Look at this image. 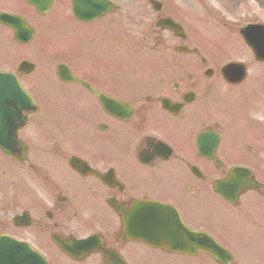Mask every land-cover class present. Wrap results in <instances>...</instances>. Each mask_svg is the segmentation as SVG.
Masks as SVG:
<instances>
[{
	"label": "flooded vegetation",
	"instance_id": "af4514ba",
	"mask_svg": "<svg viewBox=\"0 0 264 264\" xmlns=\"http://www.w3.org/2000/svg\"><path fill=\"white\" fill-rule=\"evenodd\" d=\"M104 1L117 8L90 23L101 22L106 29L118 27L119 22L124 27L131 23L139 28L138 44L152 43L159 56L154 80L145 79L144 74L135 76L134 70L108 69L102 59L105 69L96 68L87 83L133 109L129 117L116 119L101 109L94 95L85 92L94 107L92 117H88L94 123L90 140L102 144L88 147L79 158L105 176V182L92 175H78L66 165V181L47 176L49 182L44 186L56 193L39 198L40 203L49 209L48 199L54 208L62 207L63 216L74 215L71 218L76 223L81 221L78 216H92L101 222L96 216L109 214L104 193L107 200L119 202L149 198L173 206L187 227L212 236L231 254L233 261L229 264H264V103L252 102L249 93L254 92L251 87L257 79L245 77L241 84H230L225 76L235 80L236 76L222 74L216 55L207 59L203 54L200 58L183 54L193 47L185 30L210 25L228 27L232 22L227 16L241 6L242 0H170V9L162 0ZM153 1L157 3L154 6ZM70 4L71 0H0V14L20 17L35 29L63 18ZM163 20L179 26L184 38H176L164 28ZM0 28L10 31L2 24ZM159 45L163 48L158 49ZM92 64L102 65H86ZM141 85L151 92L143 91ZM257 107L260 110H255ZM57 153L54 156L64 161ZM114 182L121 186L114 187ZM25 209L4 222L0 234L30 244L47 264L137 262L136 256L131 259V249L124 253L129 245L121 244L122 237L115 239L111 231L96 252L78 257L73 251L72 256L67 255L55 244L60 238L67 241L74 236L65 226L67 217L60 216L57 224L52 213L31 217ZM23 213H27L28 220H15ZM37 242H44L46 248ZM136 245L130 243V247ZM250 258L253 263L248 262Z\"/></svg>",
	"mask_w": 264,
	"mask_h": 264
},
{
	"label": "rangeland",
	"instance_id": "374dc122",
	"mask_svg": "<svg viewBox=\"0 0 264 264\" xmlns=\"http://www.w3.org/2000/svg\"><path fill=\"white\" fill-rule=\"evenodd\" d=\"M162 1L167 8H171L170 0ZM261 2L262 0H242L241 6L236 9L234 8L233 11L229 13L232 16H230L231 19L236 20L237 24H243L244 21L249 20L250 15H252L250 14L251 12H262L264 14V4ZM229 6H232V4ZM67 18L70 19L69 15L66 16L65 22L61 23L62 29L60 32H57L56 35L58 37H63L60 48L56 47L57 38L55 47L53 45L50 47L47 44L41 43L45 36V31H42L41 27L37 31L35 42L30 45V47L25 48H17L11 43L8 32L0 35V71H16V66L23 60L37 66L36 71L32 75L23 78V83L29 91H32L40 104V112L37 118L35 117L33 119L31 124L32 128H36L31 131L32 135L34 133V141L31 146L33 151L37 150L38 152L31 153V159L35 162V165L42 166L35 171L33 170V172H26L24 167L16 166L14 168L8 164V161L0 156V161L2 165L5 166L0 167V171H3V174L0 173V226H2L4 222H9L13 215L20 214L22 210H26L25 208L29 209L31 216L39 218L42 215L45 216L46 213H52L54 222L57 224V219L60 218V216H62L61 218L63 219L67 217L69 221L73 222L74 219L71 217H75L74 215L63 216V212L61 211L62 207L54 208L55 204H52L47 198L49 209L43 207L40 203L42 201L39 198L43 199L56 193L52 188L44 186V182L48 181V175L45 174L47 170L43 164L46 160H53L56 163L55 160L59 159L52 154L53 148L60 150L61 155L57 154L62 159H68L76 155L84 156L85 153L88 152L86 147L88 143L91 144L90 147L95 143H97L99 147L102 144L100 140H96L95 143L92 144L93 141L87 136L89 133V131L87 132L88 127L91 125L92 127L94 126L93 120L88 118L90 117L88 112L93 109L90 105L85 104L90 97L81 90H78V88L63 85L56 79L54 71L58 63H71V67L75 73L81 76V78L91 81V76L94 72L86 64L101 62L98 60L101 58L106 60L108 69H124L127 72H131L130 70L135 71L139 68L145 70L152 69L153 63L157 60V56L153 55L151 52L152 50H150L153 46L152 43H149L148 46L145 44H138V42H140V37H138L137 34L139 28L133 27L131 23L124 27L119 22V28L113 27L111 30L102 29L100 26L92 28H73L72 25L69 26ZM260 19L264 21V17ZM130 21L133 20L130 19ZM208 28L209 27L205 29L192 27L188 29V31L191 32L192 39H194L203 50L206 49L207 52H209V45L214 42L215 37L219 38L220 41L215 42L218 45H215L214 48L221 47L220 43L228 38H232L234 41H241L237 34L238 30L236 29L221 28L218 33H215L214 29ZM201 32L208 36H203V39L200 36ZM1 33L3 32L0 29V34ZM89 34H91L90 37L83 38ZM136 37L138 38L134 39ZM50 40H52V36H50ZM228 45L231 46V44ZM94 46L97 47L93 48ZM195 46L197 45L195 44ZM234 46H237V44H234ZM242 47L244 48V46ZM75 48L77 49L74 50ZM73 50L75 51L74 55H76V57H71ZM138 50H140V53ZM244 50L247 54L243 50L235 53L230 52L227 58L220 59V64L218 65L221 66V64L227 61L244 62L243 60H246L248 58L247 55H249L245 48ZM145 51H149L147 53L148 55L145 54ZM22 53H24L23 56ZM40 53H42L41 55L43 56H39ZM217 54H221L220 51H217ZM46 55L48 56L44 57ZM70 57L72 59L69 61H63ZM75 59L78 61L77 63H74ZM254 65L255 66L250 63L248 64L249 73L254 69H256V73L264 71V65ZM250 74L252 76L255 73L253 71ZM41 79L45 81H41ZM148 79L153 81V77ZM141 87L143 91H150L148 87L143 85H141ZM83 118L84 124H82L80 128L81 119ZM43 137L44 139L50 140V142L41 141ZM103 142V144L106 143V141ZM29 144H31V142H29ZM41 145L43 146L41 147ZM82 149H84V153L81 155L77 151H82ZM11 169H13V171ZM64 170L65 173L62 174ZM67 174L68 170L64 167L60 169L57 174L55 173V176H50V179L55 178L56 181L60 180L64 182L67 179ZM62 190L65 191L66 189L64 188ZM69 195L71 196L72 194ZM28 200L29 205L26 204ZM85 225H87L88 230L93 231L98 225V220L92 219V221L85 223ZM33 233L35 234V232ZM37 245L46 248L44 242H37ZM130 252H132L131 259L136 256L137 262L133 264H185L182 263L183 259L181 258L148 251L140 246L131 247ZM143 253L146 255L144 256ZM190 261L191 264H204L202 260L191 259Z\"/></svg>",
	"mask_w": 264,
	"mask_h": 264
},
{
	"label": "water",
	"instance_id": "95a60500",
	"mask_svg": "<svg viewBox=\"0 0 264 264\" xmlns=\"http://www.w3.org/2000/svg\"><path fill=\"white\" fill-rule=\"evenodd\" d=\"M242 36L245 37V42L253 50L255 57L259 54L264 56V50L260 48V43L264 44V27H248L242 31ZM145 207L146 213L149 215L152 214L151 216H148L147 219L154 218L153 221L156 222L159 213L167 212L165 209L157 205H145ZM179 229H182L180 225ZM160 235L166 237V233H161ZM147 238H149L148 240L151 241V243H154L155 245L157 244L156 223H153L151 231L148 232V235L145 238L146 241L149 242ZM28 255L32 254H30L28 250L24 251L22 245L8 238H0V264H11L13 261H17V264H24L26 261H24L23 257Z\"/></svg>",
	"mask_w": 264,
	"mask_h": 264
}]
</instances>
